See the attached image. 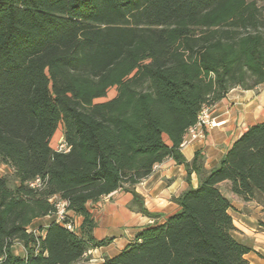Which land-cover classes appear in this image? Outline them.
<instances>
[{"label": "trees", "instance_id": "trees-1", "mask_svg": "<svg viewBox=\"0 0 264 264\" xmlns=\"http://www.w3.org/2000/svg\"><path fill=\"white\" fill-rule=\"evenodd\" d=\"M261 85L255 0H0V165L15 183L0 175V264H78L108 246L112 238L93 236L89 205L115 192L158 219L135 187L165 159L186 172L189 188L172 199L179 210L101 264H247L251 248L234 238L229 212L233 201L264 209V122L210 171L180 146L204 107ZM57 132L65 154L54 151ZM35 178L38 189L27 185ZM60 201L81 219L76 230L54 219L32 228Z\"/></svg>", "mask_w": 264, "mask_h": 264}, {"label": "crops", "instance_id": "crops-1", "mask_svg": "<svg viewBox=\"0 0 264 264\" xmlns=\"http://www.w3.org/2000/svg\"><path fill=\"white\" fill-rule=\"evenodd\" d=\"M211 114L217 125L205 131L203 138L180 146V152L188 162L199 152L206 171L218 165L232 143L247 128L264 122V85L250 91L231 90L224 99L211 107ZM196 185L197 178L192 174L190 186L194 188ZM188 188L184 167L177 165L172 159H165L155 165L151 175L135 187L136 193L143 199L145 209L149 213L158 214V219L147 218L130 210V194L115 192L102 198L101 200H116L104 208L99 219L93 215L96 222L93 236L98 240L112 238V241L106 247L88 251L78 264H82L87 255L96 256L97 260H93V263L101 264L104 258H111L123 250L138 230L154 223H163L167 217L179 210L172 199ZM230 213L232 219V214L240 217L238 227L247 233V242H240L251 248V252L245 256L247 264H264V209L255 203L244 205L233 201ZM69 216L74 215L69 213ZM74 218L79 225L81 219ZM53 219L54 216H47L36 222L38 226L46 227ZM19 247L20 252L16 255L24 257L21 243Z\"/></svg>", "mask_w": 264, "mask_h": 264}, {"label": "built area", "instance_id": "built-area-1", "mask_svg": "<svg viewBox=\"0 0 264 264\" xmlns=\"http://www.w3.org/2000/svg\"><path fill=\"white\" fill-rule=\"evenodd\" d=\"M216 125L215 119L211 114V107H204L201 110L195 125L189 128L184 134L181 145L203 138L204 132L215 127ZM69 149L70 147L66 144L64 137L61 135L56 142L54 151L56 153L65 154L69 151ZM42 184L43 183L40 178H35L34 180L27 183V185L32 189H38L42 186ZM56 208L57 212L54 215L55 222L63 225L68 230H76L78 226L75 225L73 220L74 217L69 216L70 212L65 210V203L61 201L58 202L56 204ZM68 218H70L72 221L65 223V220Z\"/></svg>", "mask_w": 264, "mask_h": 264}, {"label": "rangeland", "instance_id": "rangeland-1", "mask_svg": "<svg viewBox=\"0 0 264 264\" xmlns=\"http://www.w3.org/2000/svg\"><path fill=\"white\" fill-rule=\"evenodd\" d=\"M259 5H263L264 4V0H255ZM116 92H115V89H111L108 91V93L106 94L105 98H102V99H99L97 100L96 102H104V101H107L111 98H113L115 96ZM213 117V116H212ZM214 118V117H213ZM61 136L60 132H57V135L55 136L54 140H53V148H55V145H56V142L58 140V138ZM164 140L165 142L167 141L166 138L164 137ZM13 171L11 168H9L8 166L6 165H3L1 164L0 165V175L5 177L8 181H9V184L10 186L14 185V181H13ZM116 198L114 200H100L97 204H94V205H89V211L91 212L92 215H94L95 218L99 219L102 214H103V210L104 208L109 205V204H112L113 201H115ZM122 200V198H121ZM54 201V200H53ZM231 215V213H230ZM74 217V216H73ZM232 217H233V223H234V226H235V231L233 233V236L234 238L238 241V242H244L246 243L247 242V233L241 229L240 227H238V225L240 226V224L238 223V221H241V219L238 218V215H235V214H232ZM74 222H75V225L76 226H79L78 223H77V220L75 221V218L73 219ZM238 223V224H237ZM39 224L35 221L32 225V228H35L37 227ZM19 244L18 242H14L13 244V247H12V252L14 255L16 254H19L20 252V247H19ZM90 259V260H89ZM93 260H97L96 256L95 257H92L90 255H87L86 257V260L82 262V264H95L93 263Z\"/></svg>", "mask_w": 264, "mask_h": 264}]
</instances>
